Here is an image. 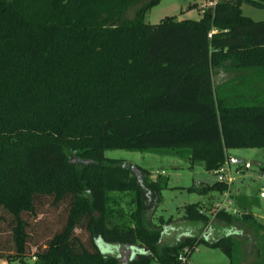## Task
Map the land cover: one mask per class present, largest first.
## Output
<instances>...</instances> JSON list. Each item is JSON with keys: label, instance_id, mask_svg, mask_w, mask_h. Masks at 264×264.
Segmentation results:
<instances>
[{"label": "trees", "instance_id": "trees-1", "mask_svg": "<svg viewBox=\"0 0 264 264\" xmlns=\"http://www.w3.org/2000/svg\"><path fill=\"white\" fill-rule=\"evenodd\" d=\"M140 1L134 20L124 19ZM160 1L0 0V211L15 223L9 262L189 264L206 245L240 264L238 227L264 232L243 205L234 214L194 204L184 208L187 237L163 245L164 226L153 217L168 182L105 156L172 149L192 167L217 172L228 162L226 150L264 148V94L228 103L212 74L258 68L264 79V21L242 12L245 4L264 10V2L218 0L197 21L146 24ZM211 190L225 194L229 185L195 188ZM120 191L133 195L129 217L109 209V194ZM41 197L55 205L70 198V212L63 230L31 257L22 215L34 214ZM84 219L94 252L74 234ZM101 244L112 249L103 252Z\"/></svg>", "mask_w": 264, "mask_h": 264}, {"label": "rangeland", "instance_id": "rangeland-1", "mask_svg": "<svg viewBox=\"0 0 264 264\" xmlns=\"http://www.w3.org/2000/svg\"><path fill=\"white\" fill-rule=\"evenodd\" d=\"M217 0H161L145 16V23L158 25L166 17H175L178 22L185 20H200L204 11ZM143 1L133 4L124 13V19L134 20L137 11L143 6ZM243 15L254 20L264 21V10L250 5L242 6ZM264 88V80L260 78ZM259 80V81H260ZM172 149H158L154 151H128L107 150L105 156L113 160H122L131 164L132 168L146 171L152 180L160 178L168 182L167 188L161 191L160 203L156 208L153 223L164 226L165 235L163 245H172L180 239L187 237L184 227V208L188 205L201 204L205 211L226 208L229 201H234L229 206L238 211L241 205L248 208L258 223L264 225V148H231L226 150L228 162L225 166L227 179H232L229 191L220 194L211 190L205 194L195 191L196 187H214L219 181L220 171L209 172L199 164L194 167L186 158L174 155L177 151ZM180 152L186 151L184 148ZM72 164H76L77 157H70ZM139 167V168H138ZM139 169V170H141ZM228 185V184H227ZM133 195L127 191L109 194V209L125 211L129 217V205ZM213 207H215L213 209ZM70 212V198L55 205L52 197H41L36 201L34 214H23L22 219L27 223L29 240L27 254L32 257L37 251L44 250L49 241L65 227ZM213 212V213H214ZM237 213V212H236ZM239 213V212H238ZM211 214V213H210ZM210 217H214L210 215ZM121 220V218L117 217ZM126 218L125 220H127ZM212 228L218 230L221 225L211 218ZM84 219L80 227L75 230L84 246L91 252L95 251L94 241ZM15 226L14 218L4 211H0V254L3 255L1 264H33V259L12 260L7 257L14 253L12 229ZM240 234L235 237L240 243V264H258L264 260V232L257 231L246 224L238 227ZM108 249V250H107ZM112 248L103 244L100 250L109 252ZM262 250V251H261ZM237 254V255H238ZM260 255V256H259ZM262 255V257H261ZM231 261L220 248L200 245L190 256L189 264H229ZM150 264H160L151 260Z\"/></svg>", "mask_w": 264, "mask_h": 264}, {"label": "crops", "instance_id": "crops-1", "mask_svg": "<svg viewBox=\"0 0 264 264\" xmlns=\"http://www.w3.org/2000/svg\"><path fill=\"white\" fill-rule=\"evenodd\" d=\"M212 74L215 92L224 94L228 103L252 102L258 99V96L264 94V88L260 80V78L263 79V75L258 68L239 70L226 66L219 70H212ZM233 204L234 201L227 203L228 206H233ZM236 212L239 211L233 208V213L236 214Z\"/></svg>", "mask_w": 264, "mask_h": 264}, {"label": "built area", "instance_id": "built-area-1", "mask_svg": "<svg viewBox=\"0 0 264 264\" xmlns=\"http://www.w3.org/2000/svg\"><path fill=\"white\" fill-rule=\"evenodd\" d=\"M254 1H257V2H264V0H254ZM217 2H218V0H217L216 2H212L211 5H210V7H215L216 4H217ZM210 7H209V8H210ZM225 172H226L225 168H223V169L220 170L219 181H220V182H223V183H227L228 185H229V184H232V179H231V178L227 179ZM223 206L226 207V208H223L224 210L230 212V208H229L230 205H229V206H225V205L223 204ZM223 209H220V210H223ZM234 214H235V213H234ZM186 254H187V251L185 250L184 253H182V254L180 255L179 260L182 261V262H185L186 259H187ZM35 260H36V258H34V261H35Z\"/></svg>", "mask_w": 264, "mask_h": 264}, {"label": "water", "instance_id": "water-1", "mask_svg": "<svg viewBox=\"0 0 264 264\" xmlns=\"http://www.w3.org/2000/svg\"><path fill=\"white\" fill-rule=\"evenodd\" d=\"M133 169H135V167ZM136 174L138 175V177H140V175H141L139 171H136ZM97 239H98V237H97ZM136 252H137V250H136ZM145 252L148 253V249H146Z\"/></svg>", "mask_w": 264, "mask_h": 264}]
</instances>
